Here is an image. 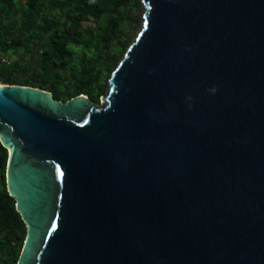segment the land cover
I'll use <instances>...</instances> for the list:
<instances>
[{
  "label": "water",
  "instance_id": "1",
  "mask_svg": "<svg viewBox=\"0 0 264 264\" xmlns=\"http://www.w3.org/2000/svg\"><path fill=\"white\" fill-rule=\"evenodd\" d=\"M103 104L0 84L16 264H264V0H143Z\"/></svg>",
  "mask_w": 264,
  "mask_h": 264
},
{
  "label": "trees",
  "instance_id": "2",
  "mask_svg": "<svg viewBox=\"0 0 264 264\" xmlns=\"http://www.w3.org/2000/svg\"><path fill=\"white\" fill-rule=\"evenodd\" d=\"M138 4V0H0V81L42 88L61 100L85 93L98 103L105 77L128 46L129 22L137 23L129 9ZM117 45H125L120 55ZM21 51H34L35 64L22 59ZM4 55L11 58L9 63L1 61ZM7 155L0 143V264H16L26 230L6 190Z\"/></svg>",
  "mask_w": 264,
  "mask_h": 264
},
{
  "label": "rangeland",
  "instance_id": "3",
  "mask_svg": "<svg viewBox=\"0 0 264 264\" xmlns=\"http://www.w3.org/2000/svg\"><path fill=\"white\" fill-rule=\"evenodd\" d=\"M139 1V4L138 6L136 7H131L129 9V13L130 15L133 16V18H137V23H132V22H129V25L127 27V32H128V35L127 36V41L125 43V45H128L132 39L135 37L136 35V32L138 31V29L141 27V23H142V18H143V0H138ZM130 39V42L127 44V42L129 41ZM125 45H117L115 46V49H116V53H118V55H120L122 53V51L124 50L125 48ZM21 58L22 59H25L27 61H31L32 64L34 65L35 62H36V57H35V53L34 51H31V52H23L21 51ZM121 58V57H120ZM115 67H113L114 69ZM111 70V69H110ZM110 70H109V73L108 75L105 77V81H106V87L105 89L103 90V93L101 96H104L107 92V83H108V78L110 76ZM102 81H104V77L102 78ZM101 96H100V100L98 102V104H103V101H101Z\"/></svg>",
  "mask_w": 264,
  "mask_h": 264
},
{
  "label": "built area",
  "instance_id": "4",
  "mask_svg": "<svg viewBox=\"0 0 264 264\" xmlns=\"http://www.w3.org/2000/svg\"><path fill=\"white\" fill-rule=\"evenodd\" d=\"M1 61L2 62H6V63H9L11 61V58L9 56H2L1 57ZM3 83L2 81H0V84Z\"/></svg>",
  "mask_w": 264,
  "mask_h": 264
},
{
  "label": "bare ground",
  "instance_id": "5",
  "mask_svg": "<svg viewBox=\"0 0 264 264\" xmlns=\"http://www.w3.org/2000/svg\"><path fill=\"white\" fill-rule=\"evenodd\" d=\"M143 20V19H142Z\"/></svg>",
  "mask_w": 264,
  "mask_h": 264
},
{
  "label": "flooded vegetation",
  "instance_id": "6",
  "mask_svg": "<svg viewBox=\"0 0 264 264\" xmlns=\"http://www.w3.org/2000/svg\"><path fill=\"white\" fill-rule=\"evenodd\" d=\"M31 62V61H30Z\"/></svg>",
  "mask_w": 264,
  "mask_h": 264
}]
</instances>
